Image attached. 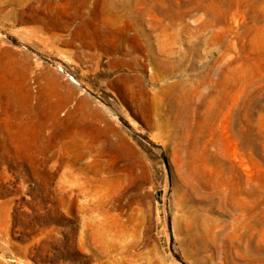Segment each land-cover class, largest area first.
Returning a JSON list of instances; mask_svg holds the SVG:
<instances>
[{
    "label": "rangeland",
    "instance_id": "obj_1",
    "mask_svg": "<svg viewBox=\"0 0 264 264\" xmlns=\"http://www.w3.org/2000/svg\"><path fill=\"white\" fill-rule=\"evenodd\" d=\"M231 1L218 25L193 11L167 29L150 0L137 4L151 34L141 42L155 57H184L165 77L184 86L155 95L152 65L109 66L105 50L67 42L72 27L43 26L69 11L65 0H0V264H264V0ZM178 113L187 130L165 123ZM95 161L132 169L137 229H108ZM181 168L199 187L197 243L177 210Z\"/></svg>",
    "mask_w": 264,
    "mask_h": 264
},
{
    "label": "bare ground",
    "instance_id": "obj_2",
    "mask_svg": "<svg viewBox=\"0 0 264 264\" xmlns=\"http://www.w3.org/2000/svg\"><path fill=\"white\" fill-rule=\"evenodd\" d=\"M140 1L142 2V0H98L97 3L101 4L99 13H96L95 9L91 10L90 0H65V3L69 5V11H64L63 15L58 14L60 16L50 20L42 19L41 22L48 31L53 33L52 35H56L52 31L54 28L72 27L70 29V38L67 42L71 43V41L78 39L85 47L101 51L105 50L106 53L112 55L109 66L116 64L136 71H144L148 65H152L154 73L163 74L164 77L158 79L156 73L151 76L150 82L153 87L151 89L146 88V91L147 93L154 92L155 95H161V93L162 95H167L185 84L181 79L175 83L165 79V77H169L173 72L181 68L184 57H181L178 61L172 60L168 56L167 58L155 57L152 44L141 42L142 40L149 41L151 34L140 28L142 27L139 16L140 11L136 10V6ZM232 8L233 1L231 0H150V3L145 6L147 11H152L159 17V20L155 23L156 26L164 29H167L176 20H183L185 16L193 11H203L205 13L206 18H204L202 23L204 27L218 25L224 21V16ZM85 9H88V11ZM141 14L143 15L144 13L141 12ZM96 19L99 21L98 26H95L94 23ZM164 19L168 23H165ZM122 22H125L126 27L135 24L139 30L138 34H136L137 36L131 37L124 33V27L123 29L120 28ZM136 52L146 53V59L138 57ZM131 76L134 84V81L140 75L136 73ZM131 76L128 77L130 78ZM201 78L203 79L201 83L209 80L204 75ZM157 80H163V82L157 84ZM155 87L161 93L156 92L154 90ZM124 91L130 92L133 98L136 94V89L129 86L128 80ZM18 103L21 107L20 113H17L20 118L27 110L23 99L18 100ZM155 115L157 116L158 114ZM164 121L167 125L173 127L177 125L183 126L186 130L190 126L189 123L182 122L179 113L178 116L166 115ZM91 166L94 170L104 171V163L102 161H95ZM104 172L106 174L101 181L107 182L108 185L105 203L108 229H113L117 225L123 233L131 227L137 229L138 225L143 221V212L137 194L132 192L129 186L130 177L133 175L132 169L125 167V165L121 168L111 166L105 168ZM179 174L182 187L178 190L177 210L189 242L197 243L200 241L201 233L203 231L206 232L204 221L202 220L203 216L198 206V198L196 199L193 196V194L197 193L199 187L196 186L195 179L191 173H187L181 168ZM113 189H115L114 193L109 194ZM134 202H136L135 207H133L135 205ZM208 233L211 235L210 231Z\"/></svg>",
    "mask_w": 264,
    "mask_h": 264
}]
</instances>
